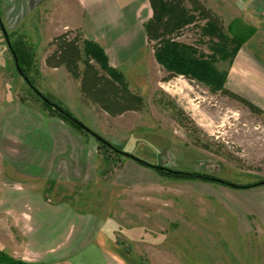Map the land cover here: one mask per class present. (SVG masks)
<instances>
[{"label": "rangeland", "instance_id": "1", "mask_svg": "<svg viewBox=\"0 0 264 264\" xmlns=\"http://www.w3.org/2000/svg\"><path fill=\"white\" fill-rule=\"evenodd\" d=\"M202 1L226 27L240 19L254 29L252 37L261 28L240 14L236 0ZM31 4L0 0V250L29 264H264V115L198 80H165L169 73L152 48L150 58L144 50L123 70L145 111L118 117L73 111L80 81L45 63L66 15L57 9L53 18ZM199 33L185 30L178 41L211 54ZM6 36L32 54L27 75L43 96L20 74ZM216 64L219 75L230 66L227 59ZM47 99L91 131L80 130L96 146L85 178L82 168L72 183L46 172L40 149L47 119L77 129L50 114ZM96 135L152 165L215 180L164 176L100 150Z\"/></svg>", "mask_w": 264, "mask_h": 264}, {"label": "trees", "instance_id": "2", "mask_svg": "<svg viewBox=\"0 0 264 264\" xmlns=\"http://www.w3.org/2000/svg\"><path fill=\"white\" fill-rule=\"evenodd\" d=\"M153 14L145 24L149 47L153 49L156 61L169 73L165 79L184 76L206 84L212 92L220 91L223 95L238 101L252 113L264 115V110L226 87L229 69L238 51L254 35L252 27L244 26L240 19L226 27L223 18L209 8L202 0H149ZM203 21V22H202ZM1 22V19H0ZM1 27H3L1 25ZM200 30V35L207 38L211 45V54H205L199 48L178 41L185 30ZM15 64L22 76L36 93L37 88L29 81L27 68L32 54H27L24 44H11L7 37ZM50 52L45 63L48 67L64 68L68 75L80 81V93L83 101L92 104L111 117L129 112H143L146 103L143 97L133 91L124 74L111 67L105 50L98 43L87 40L81 32L65 31L55 36L49 43ZM229 60V68L221 75L216 73L219 60ZM49 113L58 116L79 130L91 132L71 112L47 99ZM47 101V102H48ZM100 150L115 151L138 163L153 168L164 176L189 179H210L200 173L175 171L161 165H152L133 154L121 153L110 142L96 135ZM233 186V184L231 185ZM0 264H29L16 260L0 250Z\"/></svg>", "mask_w": 264, "mask_h": 264}, {"label": "crops", "instance_id": "3", "mask_svg": "<svg viewBox=\"0 0 264 264\" xmlns=\"http://www.w3.org/2000/svg\"><path fill=\"white\" fill-rule=\"evenodd\" d=\"M1 2L3 6L10 2L19 8L25 7L30 2L33 3L31 4L33 7L46 8L51 14L61 9V13L66 15L67 19L59 23L61 31L80 30L87 40L103 47L110 66L121 71L124 76V68L129 66L133 59L144 50L150 51V58L151 48L145 30V24L153 14L149 0H1ZM236 3L240 14L248 16L254 24H259L261 28L238 51L229 69L226 87L264 110V0H236ZM69 11L71 16H69ZM52 17H55V13ZM63 17L61 18L64 20ZM258 44L262 49L261 52L255 50ZM125 71L128 70L125 69ZM128 83L130 86L129 81ZM75 104L72 110L79 108L83 112L87 110L92 113L102 112L94 105L83 101L81 95ZM102 114L106 113L102 112ZM47 120L49 133H46L45 138L42 137L45 144L40 149L47 156L46 172L49 173V169H53L55 177L63 175L72 183L77 180V169L82 168V176L85 178V169L89 163L91 165L89 159L92 160L95 153L94 139L89 137L87 142L85 133L58 118ZM36 140L41 142L39 137ZM38 166L36 167L42 168L43 164ZM65 169L67 171H64ZM40 175L44 174H37L38 177ZM79 216L74 217V223H80ZM72 222L73 220L69 221L70 226H73Z\"/></svg>", "mask_w": 264, "mask_h": 264}]
</instances>
